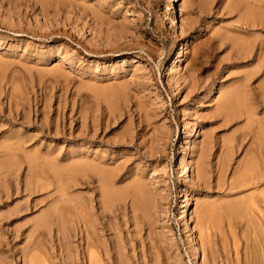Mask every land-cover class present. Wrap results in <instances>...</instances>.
I'll list each match as a JSON object with an SVG mask.
<instances>
[{
  "label": "rangeland",
  "instance_id": "obj_1",
  "mask_svg": "<svg viewBox=\"0 0 264 264\" xmlns=\"http://www.w3.org/2000/svg\"><path fill=\"white\" fill-rule=\"evenodd\" d=\"M259 168L264 0H0V264H256Z\"/></svg>",
  "mask_w": 264,
  "mask_h": 264
},
{
  "label": "bare ground",
  "instance_id": "obj_2",
  "mask_svg": "<svg viewBox=\"0 0 264 264\" xmlns=\"http://www.w3.org/2000/svg\"><path fill=\"white\" fill-rule=\"evenodd\" d=\"M255 2V1H254ZM247 4V3H246ZM250 4V3H249ZM255 8V7H254ZM247 12V11H246ZM251 13H252V11H251ZM250 15V14H249ZM257 20V19H256ZM249 21V20H248ZM263 21V20H262ZM257 22V21H256ZM253 25V24H252ZM255 26V25H254ZM238 42H239V40H238ZM242 44V43H241ZM240 44V45H241ZM243 46V45H242ZM168 79H169V76H168ZM238 90H239V88H238ZM240 91V90H239ZM224 92V91H223ZM240 95V94H239ZM222 101V105H221V108L222 109H233V108H235L234 107V105H236L237 104V101H235V96H234V93H232L231 94V92L228 94V95H225L224 96V98H223V100H221ZM249 116V115H248ZM249 118V117H248ZM144 126V125H143ZM255 149V148H254ZM157 152V151H156ZM258 155V154H257ZM255 160V159H254ZM256 160H258V159H256ZM260 161V160H259ZM180 163V162H179ZM252 163H254V162H252ZM252 163H250V164H248V168L247 169H245V170H247L248 172L246 173V174H244V175H242L240 178L243 180V182H246V183H249V184H254L255 183V181H257V180H259V179H261L262 178V176L259 174V173H256V171H257V169H256V167H255V165L256 164H252ZM261 163H262V161H261ZM260 164V163H259ZM261 166H263L262 164H260ZM261 166H259V167H261ZM81 167V166H80ZM83 167V166H82ZM197 170V173H201V171L203 170V166H202V164H199L198 166H197V168H196ZM256 169V170H255ZM259 169H261V168H259ZM262 173V175H264V169H261L260 170ZM258 172V171H257ZM243 177V178H242ZM239 178V179H240ZM103 179H105L104 177H103ZM101 181V180H100ZM103 182H102V192H101V195H102V200L106 203V204H112V203H110V202H113V201H115V200H117L118 201V199L119 198H121L122 196V194L120 193V192H117V191H115L114 189H112L111 187H109V185H107V183L108 182H104L105 180H102ZM107 181V180H106ZM109 181V180H108ZM109 184V183H108ZM259 184V183H258ZM255 185V184H254ZM262 185V184H261ZM261 185H259V186H261ZM58 186V185H57ZM258 185H257V187H259ZM139 187V186H138ZM234 187V186H233ZM237 187V186H236ZM256 187V186H255ZM256 187V188H257ZM254 188V187H253ZM255 189V188H254ZM60 190V189H59ZM248 190V189H247ZM252 190V189H251ZM135 191V190H134ZM244 191V190H243ZM253 191V190H252ZM255 191V190H254ZM253 191V192H254ZM257 191V190H256ZM259 192V194H261L262 192H260V191H258ZM146 194V193H145ZM248 194V193H247ZM253 194V193H252ZM255 194V193H254ZM256 195V194H255ZM264 195V194H263ZM63 196V195H62ZM141 196V195H140ZM145 196V195H144ZM257 196H258V194H257ZM254 197V196H253ZM143 198V197H142ZM250 198V197H249ZM263 198V197H262ZM135 199V198H134ZM254 199V198H253ZM119 200H121V199H119ZM140 200V199H139ZM251 200V199H250ZM116 201V202H117ZM241 202V201H240ZM251 202L252 201H250V204H251ZM135 203H137V202H135ZM241 203H243V202H241ZM108 204V205H109ZM247 204V203H246ZM249 204V205H250ZM79 206H81V205H79L78 204V209H79ZM142 206V205H141ZM224 206V205H223ZM240 205L238 204V203H231L230 205H229V208L231 209L230 211H233L234 213H238L239 212V209H241V206L239 207ZM253 206H254V204H253ZM258 206V205H257ZM82 207V206H81ZM247 207V206H246ZM137 208H138V206H137ZM140 208V207H139ZM144 208V207H143ZM211 209H212V207H210ZM219 208V207H218ZM258 208V207H257ZM116 209V208H115ZM245 209V208H244ZM83 210V209H82ZM210 210V209H209ZM208 210V211H209ZM120 212V211H119ZM226 212V211H225ZM229 213V212H228ZM232 214V213H231ZM252 214H255V212H253ZM237 215V214H236ZM247 215V214H246ZM201 216V215H200ZM230 216V215H229ZM232 216V215H231ZM198 217V216H197ZM247 217V216H246ZM224 218V217H223ZM257 218V217H256ZM247 220H249V219H247ZM256 221V220H255ZM85 222V221H84ZM212 223V222H211ZM207 225H208V223H206ZM199 225V224H198ZM249 225V224H248ZM252 226V225H251ZM261 227H262V225H260ZM206 227V226H205ZM232 228V227H231ZM206 229V228H205ZM209 229V228H208ZM203 230V229H202ZM244 230V229H243ZM254 230V229H253ZM205 231V230H204ZM207 231H209V230H207ZM197 233H198V231H197ZM202 233V232H201ZM252 233V232H251ZM87 235V234H86ZM246 235V234H245ZM253 235V234H252ZM208 236V235H207ZM257 237V236H256ZM88 240H89V238H88ZM87 240V242H86V254H87V256H88V259H87V263L88 264H101V260H100V258H99V256L95 253V251H94V249H93V243H95V242H91L90 240L88 241ZM255 242V241H254ZM259 243V242H258ZM262 244V243H261ZM95 246V245H94ZM253 247V246H252ZM257 247V246H256ZM95 248V247H94ZM93 249V250H92ZM262 249V248H261ZM35 255V254H34ZM30 257V256H29ZM32 257V256H31ZM46 257V256H45ZM24 258H25V256H24ZM255 258H256V264H264V249H262L261 251H260V253L259 254H256L255 255ZM40 259V258H39ZM85 260H86V258H85ZM25 261V260H24ZM43 261V260H42ZM252 261V260H251ZM47 262V261H46Z\"/></svg>",
  "mask_w": 264,
  "mask_h": 264
}]
</instances>
